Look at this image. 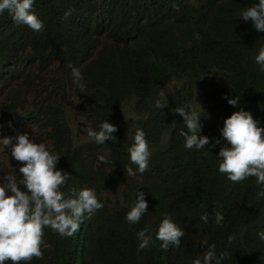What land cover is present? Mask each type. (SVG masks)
I'll list each match as a JSON object with an SVG mask.
<instances>
[{"label": "clouds", "instance_id": "obj_1", "mask_svg": "<svg viewBox=\"0 0 264 264\" xmlns=\"http://www.w3.org/2000/svg\"><path fill=\"white\" fill-rule=\"evenodd\" d=\"M87 1L100 4L110 0ZM33 4L34 0H0V15L7 11L16 24L39 32L44 25L34 13ZM70 15L71 10L66 11L64 18ZM191 15L193 23L200 26L198 34L190 22ZM155 21L161 29V37L194 64L200 62L202 33L210 38L218 37L228 27L235 36L242 35L251 24L256 31L264 33V0H257L240 11L222 2L177 0L170 7L158 9ZM79 25L76 29L87 42L98 49H103L104 45L109 47L101 22L83 19ZM88 31L100 38L92 40ZM52 56L49 49H43L40 55L33 51L31 59L48 60ZM255 62L258 70L264 72V46L259 48ZM68 67L73 83L83 92L82 73L71 63ZM20 68L14 50H0V71L13 74ZM181 69L178 73L189 71L186 67ZM166 86L171 94L174 88L169 90V87L174 84L169 81ZM161 89L164 90L163 83ZM223 98L231 106L219 113L220 104L213 105L217 122L212 145L213 118H205L209 115L207 110L213 92L201 87L194 91L189 85V95L176 101L179 105L173 110L174 124L182 123V142L165 149L160 160L152 162L145 133L137 129L134 143L128 148L130 158L127 157L126 165L113 161L110 151L106 156L98 154L93 160H85L81 149H58L54 139L47 138L44 124L37 121L45 105L42 98L28 97L10 116L7 104H12L13 100H1L0 264L7 261L28 264L33 259H48L47 264H104L105 254L98 247L109 239L110 230L105 222L107 218L101 214L102 207L117 213V220L124 222L116 241L129 252L114 254L113 264H138L137 258L141 260L145 252L153 253L147 263L159 260L161 264H177L178 257L185 256V264H264V215L261 213L264 206V93L241 99L238 96L228 99L227 95ZM75 104L72 96L66 103L67 118ZM165 106L156 104L158 108ZM73 122L85 127L87 139L79 140L80 144L89 140L104 144L112 140L117 131L113 121L102 122L98 129L74 119ZM67 124L73 135L68 120ZM162 133L166 142L173 138L170 126H165ZM39 138L41 141H37ZM73 139L78 140L74 135ZM216 145V162L212 158L211 167L237 185L238 197L244 201L240 216L249 224L246 230L237 229L235 233L242 242H254L251 247L241 249L242 253L230 249L235 237L228 234L234 229V220L228 221L220 211H212V205L203 202L205 196L199 204L187 203L183 199V183L171 177L167 179L166 168L159 162L179 156L172 164L180 163V173H183L187 164L183 157L186 150L210 153V146ZM165 204L174 207H163ZM156 210L151 230L150 225L142 229L141 221ZM208 219H215L218 225L208 229L205 226ZM48 232L60 239L48 240ZM227 236L229 243L224 241ZM258 250L261 255L257 254Z\"/></svg>", "mask_w": 264, "mask_h": 264}, {"label": "trees", "instance_id": "obj_2", "mask_svg": "<svg viewBox=\"0 0 264 264\" xmlns=\"http://www.w3.org/2000/svg\"><path fill=\"white\" fill-rule=\"evenodd\" d=\"M176 1L110 0L98 4L87 0H34L33 11L44 25L39 32L16 24L5 11L0 15V50H14L21 66L13 74L0 71V101L13 100L12 104H7V115H13L30 96L42 98L45 105L37 121L44 124L47 138L54 139L58 149H81L85 160H93L98 154L106 156L110 151L109 157L123 165L127 164V157L130 158L128 148L134 143L135 131L141 129L148 142L150 160L156 162L165 149L182 142V123L174 124L176 114L173 110L179 105L176 101L189 95V85H192L194 91L201 87L210 88L213 92L207 110L209 115L205 118H213L210 126L212 145L216 137L215 102L220 104L218 112L221 113L231 106L223 98L225 95L228 99L236 96L241 99L264 93V72L258 70L255 62L259 48L264 46V33L256 31L253 24L242 35L235 36L228 27L218 37L210 38L202 33L200 62L192 64L161 37V29L155 21L158 9L170 7ZM209 1L222 2L239 11L257 2ZM69 10L71 15L65 19L64 13ZM83 19L102 23L109 47L104 45L103 49H98L83 38L76 29ZM189 19L198 34L199 24L193 23V15ZM201 23L205 21L201 20ZM88 32L92 40L100 38L98 34ZM43 49H49L53 56L48 60L44 57L31 59L33 51L40 55ZM69 63L82 73L83 92L73 83ZM181 67L189 71L178 73ZM169 81L174 84V90L171 94L166 90L167 94L162 95V83L164 89ZM72 96L76 100L72 111L77 113L73 119L92 129H98L106 120L115 122L117 131L113 133L112 140L104 144L91 140L80 144L79 140L73 139L67 124L66 106ZM157 102L166 106L158 108ZM165 126L172 129L173 138L168 142L162 137ZM195 150L188 149L183 155L187 162L183 173H180V163L172 164L179 156L159 161L166 168L165 177L183 183L185 191L182 194L187 203L199 204L205 196L203 202L210 203L212 211H220L228 221L233 219L234 229L228 236L234 235L235 238L231 241L230 249L242 253L241 249L251 247L254 242H242L235 233L237 229L246 230L249 225L240 216L244 201L238 197L237 185L223 178L217 168L212 169V158L216 162L217 145L210 146V153H194ZM163 207L174 206L165 204ZM101 211L107 218L105 222L110 237L98 248L105 254L104 264H113L114 254L125 255L129 252L116 241L124 222L117 220V213L105 207ZM157 212L141 221L142 229L150 225L151 230ZM261 213L264 215V206ZM250 218L253 220L254 217ZM217 225L215 219H208L205 223L208 229ZM245 234L250 237L249 233ZM228 236L224 239L227 243ZM46 238L53 241L60 239L51 232L46 234ZM152 254L143 253L141 260L137 258L138 264H161L159 260L147 263ZM257 254L261 255V250ZM49 261L33 259L28 264H47ZM5 264H11V261ZM177 264H185V256H179Z\"/></svg>", "mask_w": 264, "mask_h": 264}, {"label": "rangeland", "instance_id": "obj_3", "mask_svg": "<svg viewBox=\"0 0 264 264\" xmlns=\"http://www.w3.org/2000/svg\"><path fill=\"white\" fill-rule=\"evenodd\" d=\"M166 87L162 91V95L167 94ZM173 88H174V86H170L169 90H173ZM68 114H69V116H68L67 120H68L69 125H71V127H72V132H73L75 139H78L81 142H83L84 140L87 139L86 132L84 131L85 127L80 126L79 124L73 122V118L76 115L75 111H68ZM1 119L6 120L5 117H1Z\"/></svg>", "mask_w": 264, "mask_h": 264}]
</instances>
